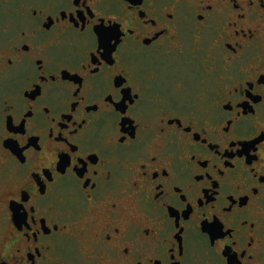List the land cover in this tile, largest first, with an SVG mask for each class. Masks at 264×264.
<instances>
[{
    "label": "flooded vegetation",
    "instance_id": "obj_1",
    "mask_svg": "<svg viewBox=\"0 0 264 264\" xmlns=\"http://www.w3.org/2000/svg\"><path fill=\"white\" fill-rule=\"evenodd\" d=\"M0 264H264V0H0Z\"/></svg>",
    "mask_w": 264,
    "mask_h": 264
},
{
    "label": "snow or ice",
    "instance_id": "obj_2",
    "mask_svg": "<svg viewBox=\"0 0 264 264\" xmlns=\"http://www.w3.org/2000/svg\"><path fill=\"white\" fill-rule=\"evenodd\" d=\"M100 40H101L102 46H104L107 42H111L112 37H111V35H108L105 31H102L101 34H100ZM21 159H24V157L22 156ZM34 210L35 209H33V211ZM209 230L210 231H214L215 230V226H209ZM109 239H111V237H109ZM212 242H213V244H215V240H213Z\"/></svg>",
    "mask_w": 264,
    "mask_h": 264
}]
</instances>
